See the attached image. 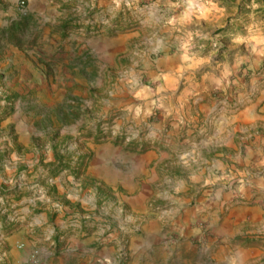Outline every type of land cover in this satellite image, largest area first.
<instances>
[{
  "label": "rangeland",
  "instance_id": "rangeland-1",
  "mask_svg": "<svg viewBox=\"0 0 264 264\" xmlns=\"http://www.w3.org/2000/svg\"><path fill=\"white\" fill-rule=\"evenodd\" d=\"M0 10V264H234L219 222L185 245L178 219L264 176L229 178L200 108L207 73L239 63L221 103L264 80V0Z\"/></svg>",
  "mask_w": 264,
  "mask_h": 264
},
{
  "label": "crops",
  "instance_id": "crops-1",
  "mask_svg": "<svg viewBox=\"0 0 264 264\" xmlns=\"http://www.w3.org/2000/svg\"><path fill=\"white\" fill-rule=\"evenodd\" d=\"M16 2L17 0H0L1 5H15ZM43 3L44 0H28L31 12ZM3 14L0 10V21ZM238 64L222 71L218 77L207 73L201 84L203 94L200 108L207 118L212 119L208 143L216 145L220 150L216 153L217 163L220 166L231 164L234 168L242 169L226 178L248 176L249 173L255 175L256 169L264 168V80L253 85L247 93V87L242 83L243 85H239L238 95H227L222 103L213 96L216 88H223L227 92V88L232 90V86L238 84L231 78V74L238 70ZM167 102L171 101L161 105L164 112L170 111L166 107ZM226 148L231 149L230 153L224 151ZM251 177L250 184H239L228 191L222 188L210 189L203 202L184 207L178 219L179 224L184 227L181 232L183 244L206 238V229L219 222L214 226L218 233L213 234V237L209 235L208 239L226 242V245L221 246L227 248L224 262L264 264V176ZM24 227L23 234L27 229ZM17 234L12 237L14 246L20 241ZM237 255L238 260L235 257Z\"/></svg>",
  "mask_w": 264,
  "mask_h": 264
}]
</instances>
